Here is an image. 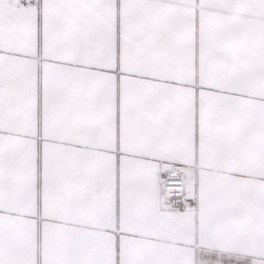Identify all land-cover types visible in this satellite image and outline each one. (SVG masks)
<instances>
[{
  "label": "snow or ice",
  "instance_id": "snow-or-ice-1",
  "mask_svg": "<svg viewBox=\"0 0 264 264\" xmlns=\"http://www.w3.org/2000/svg\"><path fill=\"white\" fill-rule=\"evenodd\" d=\"M0 264H264V0H0Z\"/></svg>",
  "mask_w": 264,
  "mask_h": 264
}]
</instances>
